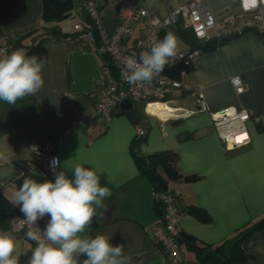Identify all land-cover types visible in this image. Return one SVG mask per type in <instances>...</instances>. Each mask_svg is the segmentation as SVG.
Segmentation results:
<instances>
[{
	"label": "crops",
	"instance_id": "0c3cea01",
	"mask_svg": "<svg viewBox=\"0 0 264 264\" xmlns=\"http://www.w3.org/2000/svg\"><path fill=\"white\" fill-rule=\"evenodd\" d=\"M66 1V0H60ZM72 9L58 23L66 37L38 42L42 36V0H0V36L8 41L31 46L46 63L42 70L43 88L15 105L0 101V206L16 211L14 193L25 178L37 182L55 179L35 168L29 144L56 141L58 172L73 177L71 168L94 165L101 175V186L108 185L112 195L97 209L85 235L108 236L113 246L123 245L131 264H168L164 253L144 231L145 226L161 221L152 196V181L144 175L135 156L147 157L171 151L180 177L167 184L181 191L180 247L183 264H200L187 239L197 245H223V253L232 252L229 241L245 226L264 217V38L254 31L210 40L188 81L202 86V99L208 110L229 105L251 109L254 118L247 122L250 144L225 150L211 127L208 111L184 114L198 108L192 94L176 96L173 115L163 117L153 106L140 102L129 109L118 106L106 124L94 113V102L104 85L105 58L92 42H78L72 25L85 20L79 0H71ZM98 3L107 29L114 28L115 0H92ZM186 0H139L140 6L157 16H164ZM218 21H229L242 14L239 0H207ZM113 16L107 18L109 10ZM43 53V54H42ZM43 55V56H42ZM239 75L244 92L236 95L229 78ZM131 110L132 115L127 111ZM157 115V116H156ZM77 125L61 140L58 134L71 122ZM136 125L145 136L137 140ZM140 139V138H139ZM90 164V165H89ZM188 176H192L186 178ZM109 180L111 183H109ZM203 217H198L195 211ZM20 242L19 264H28L33 245L23 233L11 229ZM245 259L222 264H264V226L241 242ZM80 257V261L85 259Z\"/></svg>",
	"mask_w": 264,
	"mask_h": 264
},
{
	"label": "built area",
	"instance_id": "2783aa9c",
	"mask_svg": "<svg viewBox=\"0 0 264 264\" xmlns=\"http://www.w3.org/2000/svg\"><path fill=\"white\" fill-rule=\"evenodd\" d=\"M116 18L112 30H108L98 3L92 0H79V7L85 20L72 25L74 38L81 43L92 42L98 54L105 58L103 66L104 85L94 102V113L104 123H108L114 110L123 100L131 104L140 102L147 107L156 103L172 104L176 96L192 94L196 97L198 108L184 111V114L196 111H208L211 127L229 151L251 142L247 122L254 118L251 109L240 105H229L210 111L205 105L200 84L188 81L189 70L195 68L202 54V49L184 43L181 34L189 32L199 45L210 40L217 43L226 38L254 31L264 38V0H239L242 14L229 21H218L209 7L207 0H186L170 10L164 16H157L140 6L139 0H115ZM167 32L177 37L176 54L169 60L164 70L151 81L128 83L130 75L126 61L130 56L139 59V54L150 49L154 41L163 39ZM24 49L30 56V48L8 41L0 36V57L15 49ZM236 95L244 92L245 85L239 75L229 78ZM77 121L71 122L58 134V140L66 136ZM136 138L145 136L144 129L136 125ZM243 137L238 142L237 138ZM56 141L30 143L29 153L32 165L41 169L47 176L55 179L58 172L59 158L56 154ZM153 200L160 210L161 221L144 227V231L165 255L168 264H183L184 254L179 244L180 208L178 199L181 191L167 186L164 190H152ZM49 217L37 221V227L43 230ZM15 233L27 232L36 226L29 224L24 215H17L11 221ZM28 238V237H27ZM28 240L35 245V241Z\"/></svg>",
	"mask_w": 264,
	"mask_h": 264
},
{
	"label": "clouds",
	"instance_id": "9594fccd",
	"mask_svg": "<svg viewBox=\"0 0 264 264\" xmlns=\"http://www.w3.org/2000/svg\"><path fill=\"white\" fill-rule=\"evenodd\" d=\"M176 49L177 37L167 32L149 50L141 52L139 59L128 57V83L151 81L175 56ZM45 63L44 58L29 56L22 48L0 57V101L15 105L39 92L44 86ZM0 159H4L3 151ZM71 169L72 178L64 171L55 173L54 181L25 178L14 193V202L29 224L36 226L38 220L49 217L43 230L36 226L27 232L36 245L28 264H81V256L86 257L82 264H131L122 244L113 246L103 234L85 235L97 209L104 207L103 201L112 195L111 187L101 186L104 172L94 165L78 164ZM19 247L20 242L11 231L0 230V264H19Z\"/></svg>",
	"mask_w": 264,
	"mask_h": 264
},
{
	"label": "trees",
	"instance_id": "16d2710c",
	"mask_svg": "<svg viewBox=\"0 0 264 264\" xmlns=\"http://www.w3.org/2000/svg\"><path fill=\"white\" fill-rule=\"evenodd\" d=\"M42 36L39 37L38 42L40 43L49 39H58L66 37L68 34L63 33L58 29V23L65 19L69 12L72 9V1H60V0H42ZM74 35V33H72ZM181 38L184 43L191 45L193 47H199L203 50L209 46V41L205 44L199 45L192 34L189 32H182ZM15 44L27 46L25 44H20L18 40ZM37 44H32L27 46L30 48V56L36 55L41 58V54L37 53L35 50ZM43 54V53H42ZM43 56V55H42ZM128 115H132V111H127ZM141 139H137L134 144L138 145L141 142ZM140 171L148 176L152 181V190L159 191L164 190L168 184L167 181L176 180L180 177V174L177 170L175 163V155L171 151H161L155 154H151L147 157L144 156H135ZM192 176H188L189 178ZM158 209V207H157ZM160 212V210L158 209ZM198 217H203L202 212L195 211ZM17 215H23L21 211H16L8 206H0V230H3L8 226L9 220L14 218ZM264 226V217L256 220L255 222L245 226L237 234L232 237L229 241L232 242V252L226 256L223 253L222 246H208V245H197L193 240L187 239L186 242L193 248L198 261L200 264H222L228 263L231 260H241L245 259V255L241 250V242L246 240L256 229ZM182 242L179 237V244Z\"/></svg>",
	"mask_w": 264,
	"mask_h": 264
},
{
	"label": "bare ground",
	"instance_id": "6f19581e",
	"mask_svg": "<svg viewBox=\"0 0 264 264\" xmlns=\"http://www.w3.org/2000/svg\"><path fill=\"white\" fill-rule=\"evenodd\" d=\"M153 109L161 114L163 117H167V116H170V115H173V113L175 112V108L169 104H165V103H156V104H153ZM151 114H153L152 112H150ZM155 115V114H153ZM157 116V115H156Z\"/></svg>",
	"mask_w": 264,
	"mask_h": 264
},
{
	"label": "water",
	"instance_id": "95a60500",
	"mask_svg": "<svg viewBox=\"0 0 264 264\" xmlns=\"http://www.w3.org/2000/svg\"><path fill=\"white\" fill-rule=\"evenodd\" d=\"M120 108H122V109H129L131 106H132V104H131V102L130 101H128V100H123L121 103H120Z\"/></svg>",
	"mask_w": 264,
	"mask_h": 264
},
{
	"label": "rangeland",
	"instance_id": "374dc122",
	"mask_svg": "<svg viewBox=\"0 0 264 264\" xmlns=\"http://www.w3.org/2000/svg\"><path fill=\"white\" fill-rule=\"evenodd\" d=\"M111 10H112V9H110L109 12H108L107 14H105V15H107V16H106L107 18H110L111 16H113V15H112L113 12H111ZM174 99H175V98H174ZM136 104H138V103H136ZM172 105H173V104H172Z\"/></svg>",
	"mask_w": 264,
	"mask_h": 264
},
{
	"label": "snow or ice",
	"instance_id": "6c2138e0",
	"mask_svg": "<svg viewBox=\"0 0 264 264\" xmlns=\"http://www.w3.org/2000/svg\"><path fill=\"white\" fill-rule=\"evenodd\" d=\"M242 139H243V137H238V138H237L238 142H239L240 140H242Z\"/></svg>",
	"mask_w": 264,
	"mask_h": 264
}]
</instances>
